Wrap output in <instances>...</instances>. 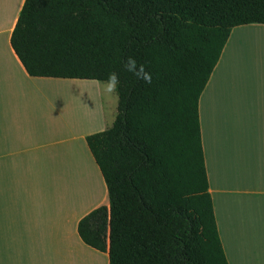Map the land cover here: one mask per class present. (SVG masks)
Masks as SVG:
<instances>
[{"label": "trees", "instance_id": "16d2710c", "mask_svg": "<svg viewBox=\"0 0 264 264\" xmlns=\"http://www.w3.org/2000/svg\"><path fill=\"white\" fill-rule=\"evenodd\" d=\"M247 25H264V0H25L10 45L29 77L115 88L113 124L85 139L108 206L77 226L109 264H228L198 102Z\"/></svg>", "mask_w": 264, "mask_h": 264}, {"label": "crops", "instance_id": "0c3cea01", "mask_svg": "<svg viewBox=\"0 0 264 264\" xmlns=\"http://www.w3.org/2000/svg\"><path fill=\"white\" fill-rule=\"evenodd\" d=\"M24 2L0 0V264H109L77 226L108 206L85 139L116 109L100 86L27 75L10 45ZM234 29L199 98L201 144L227 263L264 264V43L246 37L264 26Z\"/></svg>", "mask_w": 264, "mask_h": 264}, {"label": "rangeland", "instance_id": "374dc122", "mask_svg": "<svg viewBox=\"0 0 264 264\" xmlns=\"http://www.w3.org/2000/svg\"><path fill=\"white\" fill-rule=\"evenodd\" d=\"M246 37L248 38V40L249 39H251L253 41L254 40H257L258 42L264 43V32H257L254 35L249 34ZM234 40L238 44V41H237L236 37L234 38ZM259 47L260 46H258V48ZM258 51H259V49H258ZM249 52L252 55H256V53H257V51L256 52H253L251 50ZM259 52H262V51H259ZM262 53H264V52H262ZM72 82H74L75 84H92V85H95V86H100V88H101L100 91L102 93V98L104 100V103L106 104L107 107H109V110L110 111L112 110V107H114V109H116L115 113H117L118 99H117V96H116V93H115V88H114V85L113 84H110V83H100V82H87V81H72ZM81 95L82 94H78L76 96H81ZM76 102L80 103L79 101H76ZM115 116H116V114H115Z\"/></svg>", "mask_w": 264, "mask_h": 264}]
</instances>
